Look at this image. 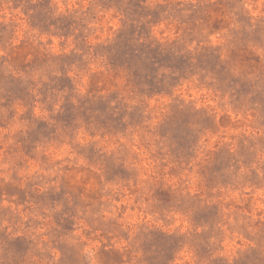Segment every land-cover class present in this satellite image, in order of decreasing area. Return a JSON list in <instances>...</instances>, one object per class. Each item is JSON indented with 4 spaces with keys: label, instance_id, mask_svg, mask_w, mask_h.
I'll return each mask as SVG.
<instances>
[{
    "label": "rangeland",
    "instance_id": "1",
    "mask_svg": "<svg viewBox=\"0 0 264 264\" xmlns=\"http://www.w3.org/2000/svg\"><path fill=\"white\" fill-rule=\"evenodd\" d=\"M0 264H264V0H0Z\"/></svg>",
    "mask_w": 264,
    "mask_h": 264
}]
</instances>
